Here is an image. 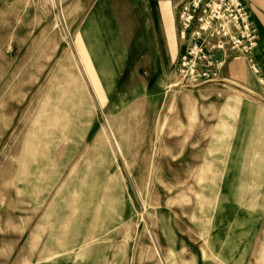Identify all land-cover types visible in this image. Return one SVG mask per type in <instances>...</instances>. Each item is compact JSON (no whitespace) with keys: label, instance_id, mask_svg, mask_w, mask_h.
Instances as JSON below:
<instances>
[{"label":"rangeland","instance_id":"obj_1","mask_svg":"<svg viewBox=\"0 0 264 264\" xmlns=\"http://www.w3.org/2000/svg\"><path fill=\"white\" fill-rule=\"evenodd\" d=\"M72 2L0 0V264H264V168L254 187L241 156L264 126L251 60L195 89L108 80Z\"/></svg>","mask_w":264,"mask_h":264},{"label":"crops","instance_id":"obj_2","mask_svg":"<svg viewBox=\"0 0 264 264\" xmlns=\"http://www.w3.org/2000/svg\"><path fill=\"white\" fill-rule=\"evenodd\" d=\"M178 0H73L77 31L97 71L108 80L132 70L165 76L184 46L179 36ZM257 46L251 55L264 82V0H247ZM263 86V85H262Z\"/></svg>","mask_w":264,"mask_h":264},{"label":"built area","instance_id":"obj_3","mask_svg":"<svg viewBox=\"0 0 264 264\" xmlns=\"http://www.w3.org/2000/svg\"><path fill=\"white\" fill-rule=\"evenodd\" d=\"M177 6L184 46L173 70L177 86L195 89L218 82L232 56H245L252 62L257 38L247 0H178ZM213 53H220L221 58L212 60Z\"/></svg>","mask_w":264,"mask_h":264},{"label":"bare ground","instance_id":"obj_4","mask_svg":"<svg viewBox=\"0 0 264 264\" xmlns=\"http://www.w3.org/2000/svg\"><path fill=\"white\" fill-rule=\"evenodd\" d=\"M241 156L244 159L243 172L251 175L254 187H257L258 175L264 168V126L255 129L251 127Z\"/></svg>","mask_w":264,"mask_h":264}]
</instances>
